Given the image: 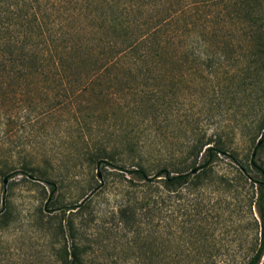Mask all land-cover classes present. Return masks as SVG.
<instances>
[{"label": "rangeland", "instance_id": "obj_1", "mask_svg": "<svg viewBox=\"0 0 264 264\" xmlns=\"http://www.w3.org/2000/svg\"><path fill=\"white\" fill-rule=\"evenodd\" d=\"M262 42H252L259 61L258 83L247 91L246 99L241 96L245 91L237 100L226 91L217 94L210 83L202 82L207 74L188 73L177 64L156 77L138 76L144 82L139 86L177 98L163 132L179 136L176 144H168L169 150L181 148L191 131L207 135L217 131L225 136L237 132L233 143L237 161L220 154L201 181L189 182L171 194L159 184L154 226L142 231L138 244L141 264H245L257 248L261 223L255 204L250 205L258 187L254 180L261 175L253 166L247 174H240L239 163L248 164L259 134L254 127L252 135L242 134L237 123H250V118L264 112ZM240 44L246 45L243 37ZM70 72L67 77L72 81L66 84L25 85L21 89L24 96H33V100L24 106L19 104L20 89L13 79L0 83V264H58L54 251L60 241L55 232L64 218L62 208L79 205L85 193L88 199L72 210L78 240L95 250L93 256L107 255L110 261L129 253L132 233L117 219L120 206L130 196L128 184L134 167L106 164L103 170L102 163L96 169L88 154L98 148L125 154L128 109L134 106L130 96L137 82L117 72L86 85L84 81L94 77L93 73L84 68ZM47 77L57 78L54 74L33 78ZM72 93H77L76 99L66 101L64 95ZM41 109L53 111L39 116ZM255 160L264 164V146L257 150ZM202 161L203 157L198 163ZM21 162L49 170L58 190L20 171ZM148 168L150 177L159 178L152 164ZM125 260L136 262L134 257H120Z\"/></svg>", "mask_w": 264, "mask_h": 264}, {"label": "trees", "instance_id": "obj_2", "mask_svg": "<svg viewBox=\"0 0 264 264\" xmlns=\"http://www.w3.org/2000/svg\"><path fill=\"white\" fill-rule=\"evenodd\" d=\"M242 37L246 45L240 44ZM258 39L264 42V0H0V83L13 79L20 89V106L33 100V96H24L21 89L25 85L66 84L72 81L67 77L72 68L94 74L84 81L86 85L117 72L137 82L130 96L134 106L128 109L130 132L125 154L107 148L88 154L96 169L102 163L103 170L106 164L134 167L128 184L130 196L120 206L117 219L132 233L129 253L113 256L110 261L107 255L93 256L95 250L78 240L72 210L88 199L85 193L79 205L62 208L64 218L55 232L60 241L54 251L58 264H128L120 257H134V264H141L138 244L142 231L154 226L159 184L171 194L189 182L201 181L218 155L237 161L233 147L236 131L232 136L229 132L225 136L217 131L210 135L191 131L181 148L169 150L168 144H176L179 136L163 132L169 126L173 100L177 98L139 86L144 82L138 76L156 77L177 64L185 72L207 74L202 82L210 83L217 94L226 91L237 100L245 91L241 96L246 99L247 91L258 83L259 61L252 46ZM262 64L264 77V61ZM39 74H54L57 78H33ZM64 97L71 101L77 93ZM51 111L41 109L37 113L43 116ZM237 126L242 134L252 135L251 127L259 134L255 155L252 153L248 164L239 163V172L247 174L253 166L261 175V179L254 180L258 187L250 205L256 206L261 237L245 264H260L262 259L264 264V164L255 160L257 150L264 146V112L250 118V123L241 120ZM150 164L159 178L150 177ZM19 169L32 179L45 181L53 191L58 190V182L49 170L28 162H21ZM99 178L102 182L103 177Z\"/></svg>", "mask_w": 264, "mask_h": 264}, {"label": "water", "instance_id": "obj_3", "mask_svg": "<svg viewBox=\"0 0 264 264\" xmlns=\"http://www.w3.org/2000/svg\"><path fill=\"white\" fill-rule=\"evenodd\" d=\"M253 155H255V152L253 153ZM100 176V175H99ZM7 180H8V178L7 177H5L4 178V182L6 183L7 182Z\"/></svg>", "mask_w": 264, "mask_h": 264}]
</instances>
